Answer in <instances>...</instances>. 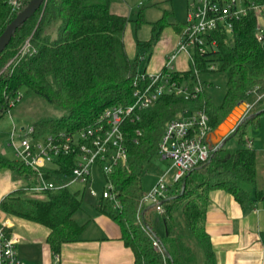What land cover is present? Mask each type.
I'll return each mask as SVG.
<instances>
[{"label":"trees","instance_id":"obj_1","mask_svg":"<svg viewBox=\"0 0 264 264\" xmlns=\"http://www.w3.org/2000/svg\"><path fill=\"white\" fill-rule=\"evenodd\" d=\"M249 1L264 4V0ZM116 2L119 0L45 1L0 54V119L26 98L38 97L63 115L36 123L37 135L75 133L94 124L110 108L134 104L133 83L141 58L131 62L127 55L124 33L129 19L114 12ZM17 15L8 0H0V36ZM143 23L141 15L137 26ZM54 24H58L56 37L49 34ZM168 26L178 28L180 23L165 15L154 24L151 42L140 44L143 52ZM260 26L264 27V11L258 13L250 8L248 16L236 22L231 35L215 34V51L196 53L198 69L205 76V89L196 99L164 96L142 112L139 121L125 124L130 162L113 176L121 208L114 210L103 201L99 208L121 227L123 241L135 255V264H214L207 231L209 194L226 190L245 207L264 200V190L257 189L258 152L248 147L242 130L247 124H258L264 116V40L258 39ZM28 41L32 51L17 64L9 65ZM222 74L227 75L226 91L217 103L214 77ZM189 76L190 72L179 75L181 80ZM259 97L262 98L258 100ZM241 103L251 107L234 136L240 148L233 150L224 145L214 150L208 162L183 178L178 191H170L163 203L166 235L159 237L154 229L157 211L153 206L141 205V200L147 167L159 154L167 124L187 110L204 111L214 131ZM138 129L141 136L136 134ZM5 170L15 182L32 173L18 161L0 155V172ZM22 194L23 190L18 189L7 195L1 202L2 211L48 228V243L55 257L60 255L63 244L81 238L83 227L75 220L83 207L79 191H49L43 198L34 199H24Z\"/></svg>","mask_w":264,"mask_h":264},{"label":"built area","instance_id":"obj_2","mask_svg":"<svg viewBox=\"0 0 264 264\" xmlns=\"http://www.w3.org/2000/svg\"><path fill=\"white\" fill-rule=\"evenodd\" d=\"M31 0H8L9 6L18 14ZM250 8L255 12L264 11V4L249 0H193L177 49L171 53L164 69L156 74L140 72L133 83L134 104L128 107L115 106L106 110L96 122L80 132H53L38 143L42 135H37L35 126L19 130L15 125L7 144L15 160L32 173L16 181L17 188L23 190L22 198H43L46 192L61 190L79 191L84 196L93 184L94 168H100L107 182L102 197L114 210L121 208L119 188L113 181L118 168L127 167L130 154L126 146L124 126L127 122H137L140 114L152 108L162 97L175 95L185 100L196 99L205 89L202 72L198 69L196 53L206 54L218 47L215 34L226 32L231 35L235 24L248 16ZM259 41L264 40V27L258 28ZM32 51L28 41L18 56L9 64H17ZM192 51V52H191ZM182 53L190 57V73L193 87L181 80L175 63ZM214 70L215 67H210ZM262 97H259L260 100ZM12 107L15 105L12 104ZM251 106L248 105L250 109ZM12 109L6 113H11ZM213 128L210 117L204 111H185L180 117L170 121L165 129L159 153L172 162L177 169L176 183L191 171L199 168L211 158L214 147L210 143ZM1 134V133H0ZM138 136L142 131H136ZM253 142H248L252 147ZM27 183L19 184L23 182ZM19 184V185H18ZM169 188L165 177H161L155 189L141 200L143 206H153L160 214L165 212L163 201L168 197ZM0 203V264H26L20 257V239L11 232V223L4 218ZM155 246L159 248L158 243ZM58 262V256L55 257Z\"/></svg>","mask_w":264,"mask_h":264},{"label":"crops","instance_id":"obj_3","mask_svg":"<svg viewBox=\"0 0 264 264\" xmlns=\"http://www.w3.org/2000/svg\"><path fill=\"white\" fill-rule=\"evenodd\" d=\"M148 1L139 3L138 19L135 21L136 31L142 26L145 27L144 38L139 39L137 36L134 38L129 21L124 33V43L131 62L137 61L139 57L140 62L149 59L147 68L143 71L138 70L139 73L156 74L164 69L168 56L179 46L186 21L178 20L175 13L164 9L162 2L153 0L152 4L147 5ZM131 3L130 0H119L114 4L113 10L118 14L127 15L129 19L132 12ZM142 3H144L143 7H141ZM152 9H158V14H151ZM141 15L144 16L145 23L139 27L137 21ZM165 15H168L170 21L180 23V26L178 28L168 26L163 29L157 41L149 48L146 46L143 52L140 44L151 42L154 36V24ZM174 65L177 72L188 73L189 55L180 54ZM190 80H192L191 76L185 80V83L193 87L194 82L189 85ZM242 130L248 140L247 144L252 141V148L258 152L257 189L264 190V116L259 119L258 124H247ZM9 175L11 182L12 175L11 173ZM5 183L6 181L4 185ZM9 185L0 191V203L7 195L16 191V182L13 181ZM84 197L85 195L83 199ZM94 201L88 211L83 210L82 207V210L75 215V220L83 227L81 238L62 245L58 262L48 243L50 235L48 228L3 215L11 223V232L20 239L18 251L21 259L26 264H135V255L123 241L121 227L100 210L99 199ZM207 231L215 254L214 264H264V200L254 206L245 207L226 190L212 191L209 194Z\"/></svg>","mask_w":264,"mask_h":264},{"label":"rangeland","instance_id":"obj_4","mask_svg":"<svg viewBox=\"0 0 264 264\" xmlns=\"http://www.w3.org/2000/svg\"><path fill=\"white\" fill-rule=\"evenodd\" d=\"M132 3L130 7L132 12L130 14L129 21L131 22L130 28H132L134 38L139 37V39L144 38V31L145 27H141L138 31H136L135 21L138 19L139 14V3L141 1L146 0H139L135 4H133L137 0H130ZM153 0H149L147 5L152 4ZM159 3L162 2V6L164 9L171 10L175 13V16L180 21H186L188 12H189V5L193 0H157ZM158 9H152L151 14H158ZM57 26L58 24H54L49 31V34L56 37L57 34ZM173 53V52H172ZM148 58L140 62L138 70L143 71L147 68ZM203 79L205 78L204 75L201 76ZM214 80L217 82L216 86L218 87L215 91L218 92L216 96V102L220 103L226 91V81L227 75L222 74L214 77ZM194 80H190L189 85H192ZM211 85H209V88ZM214 88L210 89L212 91ZM214 91V92H215ZM25 94V90L22 92ZM63 115V112L60 110L55 109L54 107L46 104L42 99L38 97H30L26 98L22 103L18 104L17 107L12 109L11 113L8 112L4 114V116L0 119V155L5 156L8 160H15V156L12 153V150L8 148L7 144L10 139V133L13 131L14 125L19 129L27 128L30 126L35 125L36 123L47 120L50 118H59ZM48 133L42 135L38 140V143L44 142V139L48 136ZM250 134H248L249 136ZM251 137V136H250ZM226 147L229 149L237 150L240 148V144L237 138H232L226 144ZM6 152V154H5ZM7 170L0 172V191L2 188L10 186L9 184L13 182V180L8 178L10 173H6ZM176 174L177 169L172 168V162L168 159H165L160 153L154 158V160L148 165L146 176L143 179V191L145 195L150 194L155 187L157 186L161 177H165V184L168 186L169 190L167 191L170 194V191L173 189L177 190L179 183H176ZM93 184L89 192L85 194L83 199V210H89L92 208V203H94L96 199H100L102 197L104 188L106 186L107 179L105 175L102 173L100 168H94L93 171ZM4 181H6L4 185ZM15 182V181H14ZM27 183L25 179L23 182L19 184ZM18 184V185H19ZM17 185V184H16ZM8 190V188H7ZM96 197V199H95ZM7 218H11L10 216H6ZM154 229L158 233L159 237H165L166 235V228L162 214L156 213L154 218Z\"/></svg>","mask_w":264,"mask_h":264},{"label":"water","instance_id":"obj_5","mask_svg":"<svg viewBox=\"0 0 264 264\" xmlns=\"http://www.w3.org/2000/svg\"><path fill=\"white\" fill-rule=\"evenodd\" d=\"M45 1L46 0H31L28 6L10 23L0 36V54L9 46L16 31L41 9ZM248 111L249 108L246 103L239 104L226 120L211 133L210 143L214 147V150H218L220 147L226 145L229 140L234 138L243 124ZM182 193H184V188L182 189ZM165 201H163V203ZM156 239L158 240V237Z\"/></svg>","mask_w":264,"mask_h":264}]
</instances>
